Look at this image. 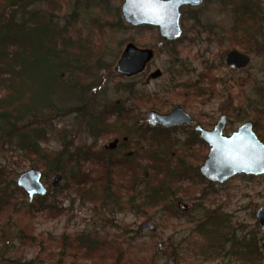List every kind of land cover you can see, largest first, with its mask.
<instances>
[{"label": "rangeland", "instance_id": "obj_1", "mask_svg": "<svg viewBox=\"0 0 264 264\" xmlns=\"http://www.w3.org/2000/svg\"><path fill=\"white\" fill-rule=\"evenodd\" d=\"M239 1L204 0L201 6L186 10L182 19L183 34L176 42L169 44L163 41L156 27L127 24L121 11L123 0H60L61 5L56 13L59 15V28L68 26L67 36L72 42L85 45L88 49L89 58L84 62L90 64L95 84L92 93L98 104L124 102L146 123L151 111L168 113L176 104H181L207 128L213 127L221 116L228 114L230 120L226 134L230 135L245 123H253L251 120L264 124V38L259 33V26L264 29V21L258 16L254 26L253 33L259 37L258 46H253L254 49L249 52L232 49L231 46L236 43L229 30L234 25V10L240 5ZM257 3L264 12V0ZM130 43L142 49H152L154 56L142 74L124 77L117 74L116 66ZM232 50L249 54L253 63L242 70L228 68L224 57ZM156 69H161L163 76L145 85L148 75ZM196 82L198 84L194 86ZM122 85H131L136 97L128 99L129 91ZM99 108L95 107L94 110ZM52 118L53 130L42 142L44 149L60 151L66 139H71L74 143L72 151L92 148L99 153L106 148L107 157L118 159L124 156L125 149L120 147L123 140L114 134L95 139L84 128V121L74 114ZM40 124L44 125L43 121ZM126 124L129 126L132 123L126 121ZM263 124L258 125V129L260 138L264 139ZM192 129L186 127L174 134L183 142ZM116 140H119L117 147L110 149V144ZM134 145L135 142L130 147L133 149ZM196 149L204 147L197 145ZM205 151L208 156L209 147ZM33 164V159L15 151L5 141L0 142V168L12 176L16 175V182L22 172L37 169ZM66 166L70 168L73 164ZM84 167L96 168V164L90 161ZM37 170L43 174L46 196L49 200L57 197L58 208L63 210L59 209L55 215H39L35 220L37 237L46 239L58 238L63 234L99 232L102 239L117 238L124 242V258L128 262L124 264H138L143 260L149 262L152 255V264H241L239 259L229 254V246L219 255L202 246L204 236L199 229L200 216L207 209H216L219 214L227 216L232 224L230 230L236 233L238 239L256 238L263 254L260 264H264V229H260L256 217L258 210L264 207V176L250 178L238 175L213 188L185 183L186 187L191 185L196 189H193L194 194L187 196L179 192L183 200L179 202L178 214L171 215L163 211L161 205H155L148 212L149 215L144 216L137 208L127 206L129 196L126 194L118 197L122 206L84 202L66 188L63 172L44 168ZM56 174L63 176L59 188L52 185ZM149 177L138 182L135 204L140 205L148 200ZM199 198L203 199L202 203ZM23 199L25 202L36 200L30 201L27 195ZM145 222L155 225L156 229L142 230L140 227ZM154 243L158 246L156 253ZM12 245L14 249L6 256H3L4 250H0V264H48L42 261L46 259L45 254L41 255V259H36L38 246H22L19 241H14ZM106 247L101 253L103 257L107 254ZM8 259L11 262H7ZM80 263L91 264V261L83 260Z\"/></svg>", "mask_w": 264, "mask_h": 264}, {"label": "trees", "instance_id": "obj_2", "mask_svg": "<svg viewBox=\"0 0 264 264\" xmlns=\"http://www.w3.org/2000/svg\"><path fill=\"white\" fill-rule=\"evenodd\" d=\"M256 1L240 0L234 10V25L229 30L236 43L232 49L249 52L260 44L253 32L258 16L264 21V12ZM60 5V0H0V142L5 141L15 151L33 159L37 169L63 172L66 188L84 202L120 206L118 197L126 194L129 196L127 206L137 208L144 216H148L155 205H161L163 211L171 215L178 214L179 202L183 200L179 192L185 196L194 194L196 188L192 184L206 188L216 186L200 174L208 146L194 130L180 142L174 132L187 126L151 127L124 102L98 104L92 93L95 85L92 70L89 62H84L89 58L88 49L72 42L67 36L68 26L59 28L56 12ZM259 33L264 38L263 26H259ZM122 86L129 91L128 99L136 97L131 85ZM95 107L100 108L94 110ZM72 114L84 121V128L95 139L113 134L122 139L120 147L125 149L124 156L107 157L106 148L99 153L92 148L72 151L71 139H66L60 151L44 149L42 142L53 130L52 117ZM42 121L44 125L40 124ZM126 121L132 124L128 126ZM251 121L259 134L258 125L263 123ZM197 145L204 149H196ZM90 161L96 168L84 167ZM70 163L73 166L65 168ZM147 176H150L148 200L135 204L137 184ZM185 183L191 185L186 187ZM25 197V192L17 185L16 175L0 168V246L3 245L0 250H4L3 256L14 249V241H19L22 246H38L36 259L45 254L43 263L83 264L80 263L83 260H90L91 264L128 263L124 258L126 250L122 248L124 242L117 238L102 239L99 232L37 237L35 220L43 213H58L59 201L57 197L49 200L44 196L25 202ZM199 199L202 203L203 199ZM200 217L203 248L219 255L229 246V254L241 264H260L263 254L256 238L238 239L230 230L232 224L227 216L216 209H207ZM105 246L107 254L103 257ZM157 249L154 243L155 253ZM153 256L151 262L143 260L138 264H152Z\"/></svg>", "mask_w": 264, "mask_h": 264}, {"label": "water", "instance_id": "obj_3", "mask_svg": "<svg viewBox=\"0 0 264 264\" xmlns=\"http://www.w3.org/2000/svg\"><path fill=\"white\" fill-rule=\"evenodd\" d=\"M203 0H124L122 6L123 18L132 26L152 25L160 29L161 36L167 41L179 39L183 30L180 24L181 11L184 6L198 7ZM154 51L149 48H139L128 44L116 66L117 74L124 77H133L142 74L152 60ZM225 65L230 69L242 70L253 63V58L238 50L228 52L224 57ZM163 76L161 69L151 72L144 84ZM151 127L173 128L189 124L193 117L186 112L181 104H176L170 112L162 113L151 111L149 114ZM227 123L226 116H222L213 130L198 126L196 130L201 139L209 146L207 159L200 168L201 175L212 183L224 184L238 175H264V142L253 130L251 122L242 125L230 135L224 134ZM119 140L110 144V149L117 147ZM43 174L40 170L31 168L20 174L17 185L33 201L36 197H44L47 188L44 185ZM63 176L56 174L53 177L54 188L61 186ZM257 222L260 229H264V207L257 212ZM142 230H155L156 226L145 222Z\"/></svg>", "mask_w": 264, "mask_h": 264}, {"label": "flooded vegetation", "instance_id": "obj_4", "mask_svg": "<svg viewBox=\"0 0 264 264\" xmlns=\"http://www.w3.org/2000/svg\"><path fill=\"white\" fill-rule=\"evenodd\" d=\"M203 2H204V0H203ZM123 3H124V0H123ZM203 4V3H202ZM122 6H123V4H122ZM201 6V5H200ZM199 7V6H198ZM193 8H197V7H192V6H184V7H182L181 9H180V11H181V18H180V24H181V27H182V30H183V26H182V19H183V17H184V15H185V11L186 10H191V9H193ZM121 11H122V7H121ZM122 15H123V13H122ZM126 22V21H125ZM141 26V25H140ZM148 26H152V25H148ZM153 27H156V28H158L157 26H153ZM158 30L160 31V29L158 28ZM184 31V30H183ZM163 38V37H162ZM178 40V39H177ZM177 40H174V41H167V40H165L164 38H163V41H165V43L167 42V44H169V43H172V42H176ZM150 63V62H149ZM148 63V64H149ZM148 66V65H147ZM147 68V67H146ZM137 76V75H136ZM133 77H135V76H133ZM184 107V106H183ZM185 109V108H184ZM186 110V109H185ZM186 112H188L187 110H186ZM189 113V112H188ZM192 117H193V121L191 122V123H189V124H186V125H183V126H187V127H192L193 129L192 130H194L195 132H197L199 135H200V133L196 130V128L198 127V126H201L202 128H204V129H207V130H213L214 128H215V126L217 125L216 123L214 124V126L213 127H211V128H207V126L205 125V126H203L202 124H200V122L199 121H197L196 120V118L191 114V113H189ZM223 116H226V118H227V123H226V126H225V129H224V134H226V132H227V126H228V123H229V115L228 114H226V115H223ZM222 117V116H221ZM220 120V119H219ZM218 123V122H217ZM252 125H253V130H254V132L257 134V136L260 138V136H259V134H258V132L256 131V128H255V126H254V124L252 123ZM179 127H182V126H179ZM173 128H175V127H173ZM227 135V134H226ZM200 138H201V135H200ZM202 140V139H201ZM260 140L262 141V142H264L261 138H260ZM203 141V140H202ZM204 142V141H203ZM205 143V142H204ZM206 144V143H205ZM207 145V144H206ZM208 146V145H207ZM209 147V146H208ZM210 149V148H209ZM201 174V173H200ZM243 176H245V175H243ZM250 176H252V175H250ZM264 176V175H263ZM231 180V179H230ZM210 182V181H209ZM228 182V181H227ZM212 183V182H211ZM226 183V182H225ZM215 184H218V183H215ZM219 185H222V184H219Z\"/></svg>", "mask_w": 264, "mask_h": 264}, {"label": "snow or ice", "instance_id": "obj_5", "mask_svg": "<svg viewBox=\"0 0 264 264\" xmlns=\"http://www.w3.org/2000/svg\"><path fill=\"white\" fill-rule=\"evenodd\" d=\"M157 2H158V0H157Z\"/></svg>", "mask_w": 264, "mask_h": 264}]
</instances>
